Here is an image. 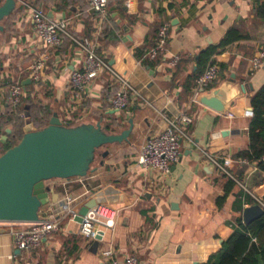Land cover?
<instances>
[{"label":"crops","instance_id":"0c3cea01","mask_svg":"<svg viewBox=\"0 0 264 264\" xmlns=\"http://www.w3.org/2000/svg\"><path fill=\"white\" fill-rule=\"evenodd\" d=\"M23 1L27 5L19 1L6 20L10 26L4 22L1 51L4 65L11 60L17 64L20 78L29 85L26 92L30 89L34 97L38 86L45 90L50 108L55 107L52 112L63 122L102 120L108 125L117 119L123 123L117 127L120 132L132 118L134 128L128 140L104 147L107 156L84 177V183L72 178L48 184L50 202L43 210L68 193L81 196L79 209L97 195L120 196L118 202L109 203L119 210L116 225L98 245L97 239L80 234L78 221L66 217L59 231L37 249L25 251L6 224L0 226V264H101L102 250L107 248L121 260L135 254L139 264L208 261L235 231L236 218H243L246 207L259 203L255 196L264 201V172L256 164L244 166L247 160L237 157L249 145L251 96L264 83V65L251 68L252 57L264 45V11L258 10L264 0H109L103 21L90 0ZM32 7L68 19L76 37L92 38L98 53L131 81L137 94L133 102L121 111L113 108L117 88L109 72L95 77L81 92L72 90L71 72L83 67L84 53L68 37L58 47L45 46L33 29ZM159 22L168 24V45L163 60L150 67L137 58L136 49ZM234 27L250 38L235 41L214 55L226 66L214 87L235 74L237 83L247 84V92L221 113L194 100L195 87L189 92L185 84L198 69L201 52L219 44ZM42 54H48L49 61L45 79L36 83L30 65ZM177 55L180 61L171 68L169 62ZM183 112L193 118L185 126L193 142L183 139L179 160L168 175L156 178L138 164L142 146ZM208 154L229 158L228 168L241 178L242 185L235 183L225 199L231 178L219 171Z\"/></svg>","mask_w":264,"mask_h":264},{"label":"built area","instance_id":"2783aa9c","mask_svg":"<svg viewBox=\"0 0 264 264\" xmlns=\"http://www.w3.org/2000/svg\"><path fill=\"white\" fill-rule=\"evenodd\" d=\"M22 1L27 5L26 1ZM128 4V3H127ZM90 6L99 14L101 21L108 16L109 0H90ZM32 25L36 35L41 42L49 47H58L64 38H70L84 53V64L80 69L73 70L70 77V87L72 90L81 92L91 83V81L104 72H109L114 76L116 82V92L112 99V106L115 110L121 111L127 108L137 97L136 90L131 81L124 74L120 73L96 50V44L92 38L76 37L70 32V22L65 18L51 17L42 8L32 7ZM169 37V27L165 23L159 31V41L153 47L148 56L155 59L160 52H166ZM49 61L48 54H42L30 65L32 79L36 83H41L45 79V68ZM180 61V56H174L169 62L171 68H175ZM252 70H257L264 65V45L252 57ZM221 67L215 56L208 62L206 69L196 78L195 98L204 90H209L218 80ZM24 82L18 78H12L9 87V100L13 107H18L26 95ZM252 114L251 111H248ZM193 118L182 113L178 120L169 121V126L161 133L148 137L142 146L138 157L139 166L153 173L157 177H163L170 173L171 166L179 160L182 150V140L187 139L193 142L191 136L186 131L185 126L192 122ZM67 123V122H63ZM213 164L220 172L228 175L231 179L242 185L234 173L228 168L229 158L210 156ZM72 179V178H71ZM75 180L84 183V177H75ZM246 188V186H244ZM88 193V192H87ZM255 196V195H254ZM81 196L65 194L52 203L47 210H41V219L36 222H6L0 221V226L10 224L11 232L15 237V242L20 249L32 251L37 249L45 238L61 229L62 220L66 217L75 219L79 213L78 201ZM259 204L264 208V201L255 196ZM119 210L112 204L101 203L91 207L79 222V232L89 239L104 237L108 229L116 225ZM101 264H139L135 254L128 255L124 260L114 255L112 248L102 250Z\"/></svg>","mask_w":264,"mask_h":264},{"label":"water","instance_id":"95a60500","mask_svg":"<svg viewBox=\"0 0 264 264\" xmlns=\"http://www.w3.org/2000/svg\"><path fill=\"white\" fill-rule=\"evenodd\" d=\"M19 1L0 0V31L4 30L3 21L15 12ZM1 47L0 39V50ZM246 92L247 84L237 83L235 74H232L219 86L202 91L197 100L224 113L236 98ZM250 111L253 113L252 107ZM133 128L132 118L129 127L120 132L111 131L102 120L65 124L57 112L53 113L46 126L39 128L26 113L24 133L15 145L3 150V144L12 132L10 128L0 138V221H39L42 208L50 202L51 187L47 181L86 177L97 168L94 163L99 149L128 140ZM107 154L108 151L103 152L102 157ZM119 200L118 194L94 196L80 207L75 220L81 222L82 217L96 204ZM263 214L264 208L258 203L244 209L243 219L245 223H250ZM100 239L101 236H98L96 246Z\"/></svg>","mask_w":264,"mask_h":264},{"label":"trees","instance_id":"16d2710c","mask_svg":"<svg viewBox=\"0 0 264 264\" xmlns=\"http://www.w3.org/2000/svg\"><path fill=\"white\" fill-rule=\"evenodd\" d=\"M261 5L262 9L260 10V7L258 8V10L261 11L259 13H262V10L264 11V1L261 2ZM8 18L9 17L3 21V25L4 22L6 23ZM162 25L163 23L161 22L157 23L153 29V32L146 37L145 44L136 49L137 58L143 64L150 67L158 65L163 60L165 54V52H160L155 59H151L148 56L150 50L155 47L159 41V31ZM3 32L4 30L0 31L2 34ZM247 38H250L249 34H245L238 28L234 27L228 30L225 37L219 44L211 45L207 49L203 50L198 59V69L191 73L188 77V80L186 81V90L189 92L193 91V88L196 86V78L205 70L208 62L214 55L218 54L227 45ZM220 67V72H222V69L226 68L225 64L222 63ZM19 79L21 82H24L22 78ZM7 81L8 84H10V76L7 78ZM215 84L216 82L212 85V87H214ZM28 87L29 85L25 84V88ZM251 105L253 108V115L249 123V145L246 149L241 150L237 154V157L247 160V163L244 164V166L256 164L257 168L264 172V83L251 96ZM34 106L36 107V104L33 102V94L30 89L29 91L27 89V93L23 97V100L18 107H13L10 104L11 112L16 116L13 117L12 115L9 120L5 119L4 121L0 122V138L6 133V129H4L5 123L10 122L14 126L12 132L8 134L7 141L3 144V150L15 145L21 139L24 133V122L21 118V115L24 113H28L33 124L37 125L39 128L44 127L49 123V120L53 115L52 109L46 106L44 108L45 111H41L40 114L32 116V109ZM42 112H45V114ZM65 124L75 125L76 123L68 121ZM119 125H121V123L117 119H114L112 124H108L106 126L111 131L117 132V127ZM236 177L241 180L239 176L236 175ZM235 183L237 182L231 179L230 185L227 188V193L222 199H225ZM235 226V231L231 237L227 239L223 249L215 254H212L208 261L202 264H264V214L260 218L250 223H245L241 216L237 217Z\"/></svg>","mask_w":264,"mask_h":264},{"label":"rangeland","instance_id":"374dc122","mask_svg":"<svg viewBox=\"0 0 264 264\" xmlns=\"http://www.w3.org/2000/svg\"><path fill=\"white\" fill-rule=\"evenodd\" d=\"M10 21L6 22L7 26H10ZM4 38V34L0 33V39ZM2 50V49H1ZM0 50V122L4 121L5 119H10L13 115L15 117L16 115L11 112L10 108V100H9V87L10 84H8L7 78L10 76V78H20L18 74L17 64L14 63L13 60H11L8 65H4L5 61V56ZM33 102H35L36 107L34 106L32 109V116H35L37 114H40L41 111H45L46 106H51V100L49 98L45 97V90H43L40 86L37 87V90L34 91V97H33ZM39 108V110H38ZM51 109V108H50ZM55 109V107H52V111ZM45 114V112H42ZM25 114V113H24ZM21 115V118L23 119L24 125L26 122V114ZM35 125V124H34ZM37 126V125H35ZM38 127V126H37ZM10 128L13 130L14 126L12 123L8 122L4 124V129ZM104 147L99 149L97 153V158L94 163V166H98L99 163L102 161V153H103ZM50 183V180L47 181V184Z\"/></svg>","mask_w":264,"mask_h":264}]
</instances>
